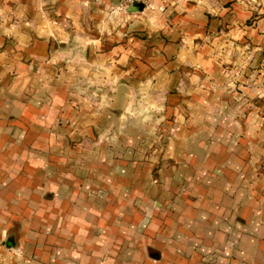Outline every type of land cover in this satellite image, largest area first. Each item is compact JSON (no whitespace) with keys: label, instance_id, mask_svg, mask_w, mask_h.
Listing matches in <instances>:
<instances>
[{"label":"rangeland","instance_id":"374dc122","mask_svg":"<svg viewBox=\"0 0 264 264\" xmlns=\"http://www.w3.org/2000/svg\"><path fill=\"white\" fill-rule=\"evenodd\" d=\"M73 2L76 15L73 18L75 24L72 25L69 23L71 18H57L50 8L51 18L58 19L63 28V34L55 39L54 36H40L32 26H28L26 32L23 28L22 32L16 31L20 26L29 24L33 17L19 15L23 0H0V58L3 53H8L12 60L19 58V62L29 65L35 62L33 68L36 63L55 60L58 78L61 77L59 82L62 87L69 85L73 97L69 101L73 102L74 112L59 118L54 132L49 134L58 138V145L44 147H51V151L46 152L53 157L64 158L58 161V167L68 165L75 185L90 186L89 202L94 206L90 212L91 220L94 221L97 216L106 219L105 242L99 245L97 241H92V247L101 251L103 247L109 264H258V242L253 235L264 231V226L260 227L258 221V216L264 219V208L241 209L231 201V208L227 206L228 203L225 204L226 208H214V199L223 204L221 199L227 196L225 184L219 181L228 177H211L209 169L213 170L212 173L216 171L222 174L224 171L216 166L215 156L211 158L210 146H201L202 151L193 144L179 146L178 141L170 139L178 118L182 116L187 121L193 119L191 113L185 111L178 89L183 78L191 75L193 69L165 65V78L156 76L154 80H147L157 68L144 58L142 52L154 51L164 43L179 44L170 40L167 28L182 29L186 24L182 17L188 12V3L199 5L203 1ZM218 3L214 9L200 5L206 10L204 14L209 22V31L214 19L216 26L223 31L232 24L237 25L230 16L222 15L226 10L234 11L235 6L251 12V18L247 22L239 21L238 26L251 27L264 20V0H218ZM138 5H142L143 9L131 10ZM153 11L163 15V23L154 22L147 26L145 20L150 18L149 13ZM106 26L109 31L104 30ZM212 35V32H208L207 40L203 43L209 45ZM48 40L50 43L45 48L40 45L35 47V42ZM114 44H130L139 52L133 53V59L128 61L126 57V62L123 61L125 66H120L123 71L133 69V74L126 72L122 75L126 78L115 79L114 71H109L104 63L100 64L101 55ZM160 48L159 55L164 54L162 50L165 48ZM179 50L178 47L172 48L167 55L173 60ZM247 51L230 47L226 51L218 50L215 57L219 65L229 67V72L238 73L232 84L236 89L242 79V57L248 54L252 57L254 52L251 47ZM35 54L38 56L36 60ZM232 57L238 58V63L228 65L226 61ZM263 58V51L254 54V69ZM19 66L17 64L15 68ZM14 73V69H11L10 75ZM29 87L36 86L33 84ZM259 102L258 98H250L248 104L252 108ZM86 118L88 125L81 128V121ZM2 132L0 128V139L4 140L3 144L0 141V154L19 157L31 154V146L25 144L21 135L7 139V136L1 138L4 135ZM202 132L209 133V125ZM183 148L187 150L182 152ZM197 151L198 156L203 155L201 162L198 159L197 168H203L200 173L207 171L206 175L191 178L189 172L194 170L188 160L180 161L178 155L184 153L194 157L193 153ZM3 163L6 166L10 164L11 172L14 167L17 168L16 163L0 161V169H4ZM260 168L264 173V165ZM180 169L186 176L178 175ZM25 179L14 174L8 177L0 175V253L4 252L2 255L7 258L3 260L0 254V263L8 261L7 252L14 258L21 257L25 244L29 250L42 249L44 252L57 246L64 247L53 237L52 225H36L35 228L39 230H35L31 225L26 228L23 221L19 223L15 217L18 212L30 214L37 201L35 195L23 191ZM228 195L234 199L237 194H233V197L228 192ZM252 196L264 200V190L260 194L251 192ZM99 199L98 204H101V200L105 202L101 208L97 206ZM8 208L12 212L10 216L7 215ZM24 219L28 220L26 217ZM23 229L27 239L25 242L22 240ZM33 232L39 236L30 238ZM12 262L10 264H17L16 259Z\"/></svg>","mask_w":264,"mask_h":264},{"label":"crops","instance_id":"0c3cea01","mask_svg":"<svg viewBox=\"0 0 264 264\" xmlns=\"http://www.w3.org/2000/svg\"><path fill=\"white\" fill-rule=\"evenodd\" d=\"M73 1L23 0L19 15L33 17V20L29 24L20 26V29L16 31L22 32L23 28L26 32L27 27L32 26L35 32L41 34L40 36H61L63 28L58 23V19L51 18L50 8L57 18H71L69 23L72 25L75 24L73 18L76 15ZM202 1L199 5L188 3V12L182 17V21L186 24H183L182 29L167 28L166 32L170 33V40L179 42V44H161L160 47L165 49L162 50L164 54L160 55L158 50L160 47L149 53L142 52L144 58L157 68L147 80H154L156 76L165 78V65L178 66L185 70L193 69V73L184 77L178 86L179 98L185 105L183 107L186 112L191 113L193 119L187 121L182 116L178 118L170 139L178 141L179 146L193 144L198 150L202 149L201 146H210L211 158L215 156L216 166L224 171L222 174L216 171L212 173L213 170L209 169L211 177L221 175L228 177V179L223 178L219 181L225 184L227 196L221 199L223 204H219L218 199H214V208H226V203L231 208L230 201L235 202V207L241 209L264 208V200L251 197V192L260 194L264 190V173L260 168L264 165V58L261 64L255 65V69L253 67L254 54L260 51L264 53V20H260L251 27L238 26L239 21L247 22L251 18V12L235 6L234 11L226 10L222 15L227 18L230 16L233 21L237 22V25L232 24L223 31L222 28L216 26L217 21L214 19L209 31V22L204 14L206 10L200 5H208L214 9L219 3L218 0ZM149 15L150 18L145 20L147 26L153 25L154 22L163 23V15L154 11ZM104 30L109 31V28L106 26ZM208 32L213 33L211 40L209 39L211 41L209 45L203 43L207 40ZM246 37L253 40H246ZM47 43H50L49 40L35 42V47L40 45L45 48ZM177 47L180 50L175 59L171 60L167 53L170 49ZM230 47L233 50L242 49V52H248L250 47L254 50L252 57L250 54L242 57V79L237 89L232 84L236 81L238 73L229 72V67L219 65L215 58L218 50L226 51ZM106 50L108 52L101 55L100 64L104 63L109 71H114L115 79L126 78L122 77L126 72L133 74L132 68L123 71L120 66H125V58L127 57V61L133 59V53L139 54L138 51H135L130 44H114ZM30 52H32L31 49ZM8 55V53H3L0 58L2 69L0 73V97L2 98V101L0 100V103L2 102L0 104V128L4 134L1 138L3 136H7V139L17 138L21 135L25 139V144L31 146L32 152L29 155L25 154L24 157L0 154V161L16 163L17 166L11 172L10 164L6 166V163H3L4 169H0V175L8 177L14 174L19 178H26L23 191L36 196L37 201L30 214L22 215V212L15 214L18 222L23 221L26 228L31 225L35 230H39L35 228L36 225H52L53 237L64 247L58 248L56 244L57 247L44 252L42 249L29 250L25 244V250L20 254L21 257L14 258L7 252L8 261L6 263L2 261L0 264L13 263L14 259L17 260V264H109L105 258V249L102 247L101 251L99 248L95 250V247H92V241H97L99 245L103 244L107 234L104 231L106 223L104 216H97L94 221L90 218V212L94 207L89 202L90 186L88 184L75 185L68 165L66 164L64 168L58 167V161L64 158L61 156L59 158L57 155L53 157L52 154L46 152L51 147L47 149L44 147L58 145V138L50 137L49 134L54 132L59 118H63L64 114L67 117V114L74 112L73 102L69 101L73 98L69 92V85L62 87L63 85L59 82L61 77L58 78V66L55 60L48 63H36L33 68L32 65L35 62L29 65V63L19 62V58L12 60ZM43 56H39L40 59H44ZM37 58L35 54L34 59ZM227 60L228 65L238 63L236 57ZM17 64L20 66L15 68ZM129 65L132 67L131 63ZM11 69L15 71L13 76L10 75ZM33 84L35 88L29 87ZM250 98H258L260 102L250 108L248 104ZM11 115L14 116L11 117ZM207 116H209L208 119L204 121ZM72 120L73 115L70 118L71 122ZM87 123V118L82 120L81 128H85ZM207 125H209L210 132L206 134L202 130H205ZM0 141L3 144L4 140L0 139ZM186 150L183 148L182 152ZM197 153L198 151L193 153L194 157L184 153L178 155L180 161L188 160V164L194 170L189 172L188 176L191 178L206 175L207 171L200 173L203 168H197L198 159L200 162L203 159L202 153L199 156ZM217 154L220 156L218 157ZM184 166L187 165L184 164ZM181 170L183 169L178 171V175L186 176L184 171L180 172ZM253 179L256 181H252ZM100 188L99 186L98 192ZM228 192H231L232 196L237 195L233 196L234 199L230 196V199ZM259 201H263V204ZM98 203L100 199L97 202L99 208L105 204L104 200H101L102 205ZM4 213L6 214V211ZM11 213L8 208L7 215L10 216ZM25 217L28 220H25ZM258 221L260 227L264 226V219L261 216H258ZM100 226L102 227L101 234L99 233ZM22 233V240L25 242L27 239L24 229ZM33 235L39 236L38 233L33 232L30 238H33ZM253 237L258 242L259 259L257 263L264 264V231L256 233ZM2 257L3 260L7 259L5 255Z\"/></svg>","mask_w":264,"mask_h":264},{"label":"water","instance_id":"95a60500","mask_svg":"<svg viewBox=\"0 0 264 264\" xmlns=\"http://www.w3.org/2000/svg\"><path fill=\"white\" fill-rule=\"evenodd\" d=\"M142 9H143V6L142 5H138L136 7H133L131 10L135 12V11H140Z\"/></svg>","mask_w":264,"mask_h":264}]
</instances>
